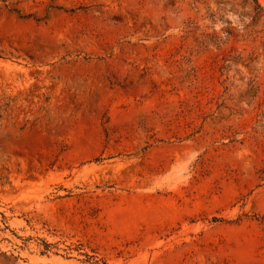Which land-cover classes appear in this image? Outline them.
<instances>
[{"label":"rangeland","instance_id":"rangeland-1","mask_svg":"<svg viewBox=\"0 0 264 264\" xmlns=\"http://www.w3.org/2000/svg\"><path fill=\"white\" fill-rule=\"evenodd\" d=\"M0 264H264V0H0Z\"/></svg>","mask_w":264,"mask_h":264}]
</instances>
